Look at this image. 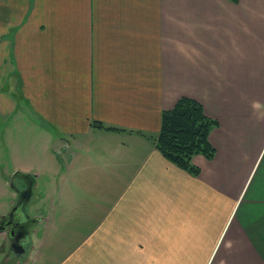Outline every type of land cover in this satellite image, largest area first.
Returning <instances> with one entry per match:
<instances>
[{
  "label": "crops",
  "instance_id": "obj_1",
  "mask_svg": "<svg viewBox=\"0 0 264 264\" xmlns=\"http://www.w3.org/2000/svg\"><path fill=\"white\" fill-rule=\"evenodd\" d=\"M182 96L217 121L196 175L148 137ZM11 118L52 178L116 184L74 263L264 264V0H0V136Z\"/></svg>",
  "mask_w": 264,
  "mask_h": 264
},
{
  "label": "rangeland",
  "instance_id": "obj_2",
  "mask_svg": "<svg viewBox=\"0 0 264 264\" xmlns=\"http://www.w3.org/2000/svg\"><path fill=\"white\" fill-rule=\"evenodd\" d=\"M7 123L9 124L7 135L3 131L0 136V219L11 211L18 199V193H16V188H13L12 183L17 188L24 187L17 177L13 178L12 181V176L17 171H25L22 166L25 162L32 165L30 171H42L38 187L33 191L32 198H29L25 205L27 215L32 218L38 216L40 221L37 222L36 226L32 225L34 226L32 230H35L36 234H32V230L29 233L25 242L27 252L21 260L10 253L8 241H4L0 237V249L4 250L3 254L0 252V264H83L82 259L74 263L73 258L69 257L85 254L84 245H80L84 233L81 229L84 224L89 223L90 225L99 220V216L95 218L96 215H83L82 213L86 212L85 209H94L98 201L97 198L102 197L106 200H102V204L108 208V213L104 215L107 218L106 221L108 223L116 221V204L109 200L117 196L116 184L105 179L104 173H96L92 167L88 169L87 173L90 174L92 180L75 182L71 176H67V172L71 170L67 163L61 164L59 168L61 175L52 178L50 176L52 169L50 162L42 166L33 165V157L28 156V154L31 155L30 146L34 142V135H29L26 142L23 137L18 139L17 144H19L20 149L16 150L13 147L16 142H13L12 138L10 141L9 135L15 120L8 119ZM36 137L38 155L44 157L45 153L41 149L39 134ZM13 139H15V135ZM90 155L91 160H93L95 153ZM11 200L14 201L12 205H10ZM7 256L10 257V261H4Z\"/></svg>",
  "mask_w": 264,
  "mask_h": 264
},
{
  "label": "trees",
  "instance_id": "obj_3",
  "mask_svg": "<svg viewBox=\"0 0 264 264\" xmlns=\"http://www.w3.org/2000/svg\"><path fill=\"white\" fill-rule=\"evenodd\" d=\"M216 125L217 121L205 114L200 102L182 96L172 108L163 110L158 133L148 137L170 162L196 175L199 169L193 165L192 157L195 154L208 159L214 156L209 133Z\"/></svg>",
  "mask_w": 264,
  "mask_h": 264
},
{
  "label": "water",
  "instance_id": "obj_4",
  "mask_svg": "<svg viewBox=\"0 0 264 264\" xmlns=\"http://www.w3.org/2000/svg\"><path fill=\"white\" fill-rule=\"evenodd\" d=\"M20 178L21 180H23L25 182V185L27 188L23 189V190H20L18 189L17 187H15V184L12 183V186L13 188L16 190V192L18 193V199L15 203V205L13 206V208L11 209V211L2 216V218L0 219V232L1 231H7V234H8V237L9 238H12L13 240H16V242H18L17 240L19 238H17L18 236H16L18 233L16 231V229L19 228V225H21L22 221L21 219L22 218H26L31 220L27 226V231L25 232L24 235H22V242H24V237L29 233V229L30 227L37 223L40 218L39 217H34L32 218L30 215H27V213H25V205L26 203L28 202L30 196H31V193H32V186H33V177L30 176L29 174H22V173H19V172H16L15 174H13L12 176V181H13V178ZM23 194V195H22ZM19 206H22V209H21V214L18 216H16V211L18 210ZM21 217V218H20ZM6 222V223H5ZM15 222V223H13ZM10 231H12V237L10 236L11 233H9ZM15 234V235H13ZM23 243H18V247H19V252L16 253V257H20L24 252H25V249L22 245Z\"/></svg>",
  "mask_w": 264,
  "mask_h": 264
},
{
  "label": "flooded vegetation",
  "instance_id": "obj_5",
  "mask_svg": "<svg viewBox=\"0 0 264 264\" xmlns=\"http://www.w3.org/2000/svg\"><path fill=\"white\" fill-rule=\"evenodd\" d=\"M18 180L21 182V184H23V188H18V189H20V190H23V189H25V188H27L26 187V185H25V182L23 181V180H21L20 178H18ZM17 193V192H16ZM23 195V194H22ZM15 205V204H14ZM21 209H22V206H19V208H18V210L16 211L17 213H16V216L18 215H20L21 213ZM21 218V217H20ZM21 221H22V223H21V225H19V228L18 229H16V231H17V235L16 236H18L17 238H19V237H21L22 235H24L25 234V232L27 231V226H28V224H29V222L31 221V220H29V219H27L26 220V218L24 219V218H22L21 219ZM6 223V222H5ZM13 223H15V222H13ZM9 233H11L10 234V236L12 237V231H10ZM13 235H15V234H13ZM6 237H7V240H8V242H9V245H10V251L14 254V256H16V253H18L19 252V247H18V243L16 242V240H13L12 238H9L8 237V234H6Z\"/></svg>",
  "mask_w": 264,
  "mask_h": 264
}]
</instances>
